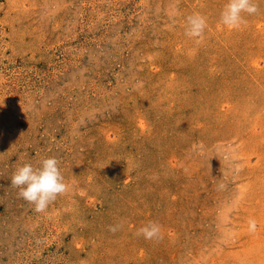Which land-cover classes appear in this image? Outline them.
Returning <instances> with one entry per match:
<instances>
[{
    "label": "rangeland",
    "instance_id": "obj_1",
    "mask_svg": "<svg viewBox=\"0 0 264 264\" xmlns=\"http://www.w3.org/2000/svg\"><path fill=\"white\" fill-rule=\"evenodd\" d=\"M226 3L0 0V264H264V0ZM47 157L38 213L11 177Z\"/></svg>",
    "mask_w": 264,
    "mask_h": 264
},
{
    "label": "clouds",
    "instance_id": "obj_2",
    "mask_svg": "<svg viewBox=\"0 0 264 264\" xmlns=\"http://www.w3.org/2000/svg\"><path fill=\"white\" fill-rule=\"evenodd\" d=\"M259 11L254 0H227L220 13V23L230 29H237L247 23L244 15L256 14ZM185 35L189 38L203 37L206 29V18L200 13H193L185 18ZM59 161L54 157L43 158L38 166L24 163L11 177V186L19 189L18 195L35 206L36 212H43L57 198L67 192L68 185L58 167ZM119 225H109L108 230L115 233ZM146 240L161 239V226L149 221L137 230Z\"/></svg>",
    "mask_w": 264,
    "mask_h": 264
}]
</instances>
